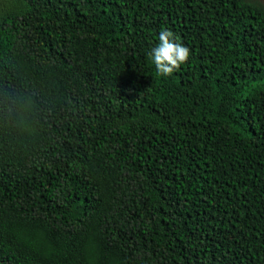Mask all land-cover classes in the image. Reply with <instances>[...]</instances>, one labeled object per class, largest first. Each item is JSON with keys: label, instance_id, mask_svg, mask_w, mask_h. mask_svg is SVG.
Segmentation results:
<instances>
[{"label": "trees", "instance_id": "1", "mask_svg": "<svg viewBox=\"0 0 264 264\" xmlns=\"http://www.w3.org/2000/svg\"><path fill=\"white\" fill-rule=\"evenodd\" d=\"M0 264H264V3L0 0Z\"/></svg>", "mask_w": 264, "mask_h": 264}, {"label": "clouds", "instance_id": "2", "mask_svg": "<svg viewBox=\"0 0 264 264\" xmlns=\"http://www.w3.org/2000/svg\"><path fill=\"white\" fill-rule=\"evenodd\" d=\"M189 55V48L167 29L160 30L157 43L148 52L157 74L162 77H167L178 69Z\"/></svg>", "mask_w": 264, "mask_h": 264}, {"label": "rangeland", "instance_id": "3", "mask_svg": "<svg viewBox=\"0 0 264 264\" xmlns=\"http://www.w3.org/2000/svg\"><path fill=\"white\" fill-rule=\"evenodd\" d=\"M259 1H261V2H263V3H264V0H259Z\"/></svg>", "mask_w": 264, "mask_h": 264}]
</instances>
